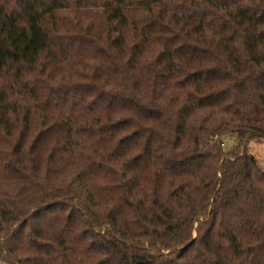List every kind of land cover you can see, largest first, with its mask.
Listing matches in <instances>:
<instances>
[{
  "label": "trees",
  "instance_id": "trees-1",
  "mask_svg": "<svg viewBox=\"0 0 264 264\" xmlns=\"http://www.w3.org/2000/svg\"><path fill=\"white\" fill-rule=\"evenodd\" d=\"M263 141L264 0H0V264H264Z\"/></svg>",
  "mask_w": 264,
  "mask_h": 264
},
{
  "label": "rangeland",
  "instance_id": "rangeland-1",
  "mask_svg": "<svg viewBox=\"0 0 264 264\" xmlns=\"http://www.w3.org/2000/svg\"><path fill=\"white\" fill-rule=\"evenodd\" d=\"M232 144V140L226 141L225 148H230ZM254 153L257 156L260 166L264 168V141L260 144H255Z\"/></svg>",
  "mask_w": 264,
  "mask_h": 264
}]
</instances>
